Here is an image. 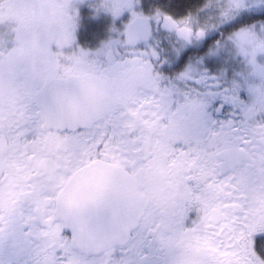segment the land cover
Returning a JSON list of instances; mask_svg holds the SVG:
<instances>
[{"label":"snow or ice","instance_id":"obj_1","mask_svg":"<svg viewBox=\"0 0 264 264\" xmlns=\"http://www.w3.org/2000/svg\"><path fill=\"white\" fill-rule=\"evenodd\" d=\"M0 264H264V0H0Z\"/></svg>","mask_w":264,"mask_h":264},{"label":"flooded vegetation","instance_id":"obj_2","mask_svg":"<svg viewBox=\"0 0 264 264\" xmlns=\"http://www.w3.org/2000/svg\"><path fill=\"white\" fill-rule=\"evenodd\" d=\"M178 0H155V2H158V3H166L168 4V6L176 11H180L182 10L183 7H186L185 5H178ZM193 3V2H191Z\"/></svg>","mask_w":264,"mask_h":264},{"label":"trees","instance_id":"obj_3","mask_svg":"<svg viewBox=\"0 0 264 264\" xmlns=\"http://www.w3.org/2000/svg\"><path fill=\"white\" fill-rule=\"evenodd\" d=\"M178 2V5L180 6V5H189L191 2H194V0H178L177 1Z\"/></svg>","mask_w":264,"mask_h":264}]
</instances>
